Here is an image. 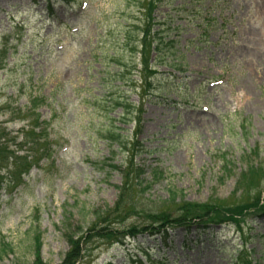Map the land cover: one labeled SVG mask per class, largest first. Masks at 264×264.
<instances>
[{
  "label": "rangeland",
  "instance_id": "obj_1",
  "mask_svg": "<svg viewBox=\"0 0 264 264\" xmlns=\"http://www.w3.org/2000/svg\"><path fill=\"white\" fill-rule=\"evenodd\" d=\"M74 1L54 4L50 13L41 0H0V50L5 35H23L8 45L0 106L45 98L40 113L55 140L52 158L25 185L0 194V242L11 247L0 264H134L131 256L144 261V251L165 264H235L241 242L234 226L212 234L176 229L165 243L139 235L109 250L108 237L96 232L150 224L156 212L173 211L174 201L232 207L242 200L236 181L249 159L264 169V0H170L154 11L153 32L165 29L175 55L168 66L156 65L154 95L145 87L129 97L143 108L139 122L126 126L144 148L132 160L100 134L109 121L121 123L120 108L111 120L105 108L110 95L131 91L116 89L113 74L119 58L132 61L122 42L141 21L142 0ZM11 118L0 110V126L15 133L22 124ZM226 163L232 174L223 178ZM109 165H124L126 174L142 167L145 183L133 176L125 183ZM156 170L164 177L144 191ZM245 228L257 261L264 217L248 219ZM83 237L87 243L79 245Z\"/></svg>",
  "mask_w": 264,
  "mask_h": 264
},
{
  "label": "trees",
  "instance_id": "obj_2",
  "mask_svg": "<svg viewBox=\"0 0 264 264\" xmlns=\"http://www.w3.org/2000/svg\"><path fill=\"white\" fill-rule=\"evenodd\" d=\"M36 3L37 0H31ZM49 3L53 0H47ZM55 2L71 3L72 0H54ZM163 0H143L138 3L141 9V23L134 27V31H129L124 38L123 45L124 52L128 51L131 55V63L124 62V59L119 58L115 63L116 65V79L121 82V86H128L132 92L136 93L137 88L141 85L143 88L150 89V93L154 95L153 90L157 87L158 77L156 76L155 65L150 63L152 54L155 53L158 61H165V55L168 50L167 43L162 38L164 28L158 32H153V18L152 15L157 9V4ZM20 38V34L19 37ZM9 38L6 37V43ZM7 55V47L3 46L0 50V70L3 68L4 59ZM157 64V62H156ZM135 76V78H133ZM135 85L136 87H134ZM132 86V87H131ZM115 89V88H114ZM119 90V87H116ZM115 94V92H113ZM122 95H127L128 92L121 91ZM121 94L111 95L110 112L111 108H121L119 115L121 125H128L137 119L139 122V114L142 109L137 105L128 101V98H120ZM15 102H8L0 106L1 111H6L12 117L11 121L19 120L26 122L27 126L22 128L16 134L10 132L7 128L0 126V191L1 190H14L24 184V178L30 173L33 167L39 166L40 162L44 159L51 158L53 141L50 136V123L42 121L40 116L36 113L39 108V99L31 100L30 105L24 108L14 106ZM112 126L107 128L103 138L109 142L110 145L116 144L122 150L127 160H132L136 151H144L143 144L135 140L136 136L130 135L127 130L122 127H115L113 122ZM137 129V128H136ZM137 138V137H136ZM134 140V141H133ZM144 153V152H143ZM254 157L258 156L255 151ZM129 157V158H128ZM249 165L245 170L237 176L236 184L237 191L241 194L242 200L232 207H223L221 203H188L181 201L180 203L173 202L174 210L169 213L158 211L150 217V224L142 226H132L122 233H117L111 230L109 226L97 230L98 237L104 236L109 241V245L114 242H120L123 237L129 235L136 237L137 235L149 234L153 236H160L166 240L169 232L176 229H184L190 231L193 227L196 229L210 230L215 226H222L226 224H234L240 227L249 217L255 215H264V169L261 165H256L249 159ZM126 166V161H125ZM104 165V164H102ZM110 170L122 172V166H110ZM134 173L131 171L129 174L121 173L125 183L130 178L138 179V185H143L145 170L142 167H134ZM232 168L230 164L226 163L223 169V178L231 176ZM162 172H153L152 181L150 184L145 185V190L150 186L159 182L164 176ZM135 180V181H136ZM176 200V198H173ZM171 212V213H170ZM116 234V235H114ZM96 236V237H97ZM39 243L40 235H37ZM35 241V237H34ZM39 243L37 244L39 246ZM87 243L85 237L79 241V245ZM79 245H75L79 250ZM11 252V247L6 244L4 240L0 242V259L2 256ZM72 256L78 260L79 256ZM263 259V258H261ZM150 261V259H147ZM237 264H252L249 255L245 253L244 248H239L235 258ZM77 262V261H76ZM75 262V263H76ZM40 264V263H39ZM155 264V263H154Z\"/></svg>",
  "mask_w": 264,
  "mask_h": 264
}]
</instances>
